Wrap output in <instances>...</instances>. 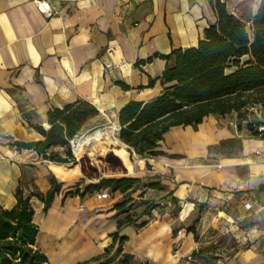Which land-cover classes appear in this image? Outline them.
Masks as SVG:
<instances>
[{"label":"crops","instance_id":"obj_1","mask_svg":"<svg viewBox=\"0 0 264 264\" xmlns=\"http://www.w3.org/2000/svg\"><path fill=\"white\" fill-rule=\"evenodd\" d=\"M38 1L0 0V209L15 206L20 183L46 194L55 180L60 193L47 212L38 198L31 200L37 246L50 264H75L113 243L118 221L128 215L116 207L122 201L114 204L122 195L105 201L81 189V195H67L83 181L79 163L46 161L11 143L42 141L31 125L48 130L50 110L87 101L99 115L81 132L88 128L90 139L102 132L95 151L108 150L103 142L111 129L128 150L119 139L120 110L158 97L166 87L162 56L196 48L217 18L214 0H48L50 17ZM220 1L232 14L242 0ZM160 151L139 157L128 150L126 177L159 184L143 189L140 199L162 206L146 207L120 232L132 264H190L194 251L224 237L245 246L216 264H264V139L252 136L235 114L210 115L196 128H171Z\"/></svg>","mask_w":264,"mask_h":264},{"label":"trees","instance_id":"obj_2","mask_svg":"<svg viewBox=\"0 0 264 264\" xmlns=\"http://www.w3.org/2000/svg\"><path fill=\"white\" fill-rule=\"evenodd\" d=\"M212 7L217 22L205 31L196 48L174 50L170 55L162 56L167 63L161 77L162 85L166 86L162 93L148 102H129L120 110L119 139L131 153L139 157L159 156L163 154L160 144L171 128H196L210 115L225 117L252 105L264 109V0H242L232 14L220 0H214ZM152 60L140 61L136 67L141 68ZM231 68L234 70L227 72ZM98 115L99 111L87 101L52 109L48 113V130L31 125L43 137L42 141H14L11 146L18 150H33L46 161L81 164L85 178L99 180L88 185L83 194L102 190L111 195L118 193L122 195V202L116 207L127 213L124 208L131 201L128 197L141 188L159 189V184H142L141 179L130 177L102 178L88 160L77 162L70 141ZM247 129L252 136L264 139V130L256 131L251 125ZM55 148H62L64 153L55 152ZM82 183H77L76 191L67 195H81L79 187ZM32 188V191L28 190L20 183L15 193V206L0 209V264H50L48 256L37 246L40 230L34 222L31 200L38 198L47 212L60 193V186L52 179L46 194L40 193L34 185ZM135 222L130 215L118 221L113 243L104 253L75 264H132L133 257L122 249L128 238L120 236V232ZM146 224L143 222L139 227ZM188 231L198 239L194 227ZM212 249L213 246H207L194 251L190 264L205 260Z\"/></svg>","mask_w":264,"mask_h":264},{"label":"rangeland","instance_id":"obj_3","mask_svg":"<svg viewBox=\"0 0 264 264\" xmlns=\"http://www.w3.org/2000/svg\"><path fill=\"white\" fill-rule=\"evenodd\" d=\"M234 68L229 69L227 72L233 71ZM236 118H238V122L244 125L246 128L251 125L254 130L261 131L264 130V109L259 106H250L247 109H244L240 113L235 114ZM88 128H85L83 132H81L75 138L82 139L83 146L80 150L74 155L75 158L80 162L82 159L88 160L91 166L96 167L99 171L100 176L106 175L111 177H126L129 170L128 159L130 158L129 152L125 149L117 140L116 136H114V130L111 129L109 131L108 139L103 142L107 146V151H95L97 144H102L101 137L102 132H99L100 136L96 139H90V133L87 132ZM97 143V144H96ZM80 165V176L83 178V184L79 187L82 191L85 190L86 186L91 182H95L85 178ZM143 184V183H142ZM142 188L136 194L128 197L127 200H131L125 206L124 210H126L127 214L131 217H137L145 212V208L149 206L150 209H161V205L154 204L158 202V200L148 201L142 198ZM111 198L116 199L117 196L111 195ZM122 201V198L116 199L114 204ZM152 202V205L149 203ZM178 210V206L172 207L170 213L175 214ZM212 247L213 249L209 255H207L205 260H200L197 264H216L219 259H227L234 255V253L240 248L244 247L241 241L235 238H217L214 242H212L208 247ZM207 247V246H206Z\"/></svg>","mask_w":264,"mask_h":264},{"label":"built area","instance_id":"obj_4","mask_svg":"<svg viewBox=\"0 0 264 264\" xmlns=\"http://www.w3.org/2000/svg\"><path fill=\"white\" fill-rule=\"evenodd\" d=\"M38 9L41 13L45 14L46 16L50 17L52 15L51 9H50V4L48 0H39L37 2ZM78 138H74L70 141V148L72 150V153L75 155L77 153V148H78ZM81 148V147H80ZM95 198L98 201H105L109 200L111 198V194L107 190H103L100 192H96L94 194ZM247 209L250 208V206H246ZM263 209V208H262Z\"/></svg>","mask_w":264,"mask_h":264},{"label":"bare ground","instance_id":"obj_5","mask_svg":"<svg viewBox=\"0 0 264 264\" xmlns=\"http://www.w3.org/2000/svg\"><path fill=\"white\" fill-rule=\"evenodd\" d=\"M95 136H96V138H97V137L100 136V134H96ZM85 142H86V141H85ZM85 142H83L82 139H81V140H78V148H77V150H76L77 152L80 150V147H82L83 144H84ZM61 257H62V256H58L59 259H60Z\"/></svg>","mask_w":264,"mask_h":264}]
</instances>
